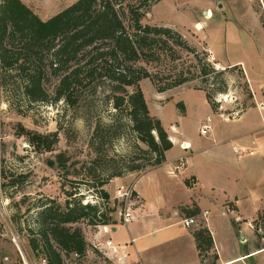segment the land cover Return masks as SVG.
Here are the masks:
<instances>
[{
    "label": "rangeland",
    "instance_id": "374dc122",
    "mask_svg": "<svg viewBox=\"0 0 264 264\" xmlns=\"http://www.w3.org/2000/svg\"><path fill=\"white\" fill-rule=\"evenodd\" d=\"M20 1L47 20L77 0ZM122 2L135 4L144 12L149 5L141 24L170 28L174 40L194 49L195 55L181 52L170 41L180 59L163 67L145 65L155 82L148 78L138 83L149 115L160 120L168 140L169 134L187 139L193 150L212 144L211 138L226 140L221 144L234 156L243 155L233 153L232 147L245 150L264 129V116L258 114L264 108V0ZM198 24L200 30L195 28ZM14 49L21 52V43L15 42ZM41 56L47 102H29L16 75L7 79L5 87L0 84V264H36L43 257L30 248L28 240L38 229L37 212L47 203L63 205L68 199L96 205L106 212L110 223L125 230L121 215L127 209L136 212L143 204L141 196L136 197V184L139 182L140 190L149 189L150 178L165 172L141 179L159 166L150 167L149 149L132 131L128 110L113 108L106 84L74 86L69 100L54 101L58 79L49 72L47 52L42 51ZM202 70L210 73L203 75ZM179 74L189 81L157 91L156 83L160 87L172 84ZM204 124L210 127L207 135L200 134ZM240 135L246 137L245 142H237ZM38 137L48 139L39 143ZM180 154L176 146L171 155ZM132 166L141 169L131 172ZM100 190L108 194L107 202L100 198ZM145 195L152 196L155 206L152 214L145 213L140 220L147 218L150 227H157L163 220L157 215L171 211L176 201L161 192ZM173 209L179 210L177 206ZM225 220L231 223L227 217ZM76 225L90 248L82 258L69 257L67 264H124L125 259L119 261L122 255L112 257L100 249L98 242L103 238L98 233L105 226L87 221ZM220 226L224 237L226 225ZM259 234H264V228ZM248 244L250 251H258L255 262L252 258L248 263L264 264V239L254 234Z\"/></svg>",
    "mask_w": 264,
    "mask_h": 264
},
{
    "label": "trees",
    "instance_id": "16d2710c",
    "mask_svg": "<svg viewBox=\"0 0 264 264\" xmlns=\"http://www.w3.org/2000/svg\"><path fill=\"white\" fill-rule=\"evenodd\" d=\"M146 8L144 12L135 4L124 5L122 0H77L51 18L41 20L20 0H0V84L5 87L7 79L16 75L22 95L29 102H47L42 88L45 72L41 56L42 51L47 52L49 72L58 79L53 100H69L74 86L106 84L113 108L128 110L132 131L149 149L153 158L150 167L160 166L172 143L160 120L149 115L138 83L148 78L155 82L145 65L154 63L163 67L180 59L170 41L181 52H195L186 42L174 40L170 28L141 24L149 5ZM15 42L21 43V52L14 49ZM210 72L202 70L203 75ZM188 81L179 74L172 84L160 87L156 83V89L164 92ZM128 88L132 91L128 92ZM47 139L37 138L39 143ZM140 169L132 166L128 170ZM99 194L107 202L108 194L103 190ZM183 210L188 217L200 215L197 208ZM80 221L93 226L116 224L110 223L106 212L96 205L68 199L63 205L51 202L37 212L38 229L28 244L37 255H43L47 264H67L74 254L82 258L90 247L82 229L76 225ZM252 223L256 237L264 239V234H259L260 228H264V203ZM192 237L202 264H217L213 239L203 221L192 230Z\"/></svg>",
    "mask_w": 264,
    "mask_h": 264
},
{
    "label": "crops",
    "instance_id": "0c3cea01",
    "mask_svg": "<svg viewBox=\"0 0 264 264\" xmlns=\"http://www.w3.org/2000/svg\"><path fill=\"white\" fill-rule=\"evenodd\" d=\"M258 114L264 116V108ZM169 137L172 148L165 153V161L141 179L157 171L165 172L150 178L151 185L146 191L140 190L139 182L136 184L134 189L143 199L142 207L134 213L132 221L125 224V230L116 225L106 227L107 232L100 229L98 235L103 240L99 245L111 241L115 246L124 247L123 253L127 255L124 264H202L192 237L195 226L185 228L181 224L182 219L188 218L183 209L197 208L200 215L207 213L201 220L211 233L217 264H249L252 258L254 261L258 251H250L248 243L254 236L252 222L264 203V129L246 146V153L243 148L232 147V152L233 148L244 150L240 156H234L225 148L226 140L221 144L211 138L212 144L193 150L189 140H179L171 134ZM231 139L227 140L231 142ZM245 139L240 135L237 142H245ZM184 143L190 147L181 149ZM176 146L182 154L173 156ZM176 166L179 168L175 175H170L169 171ZM149 191L164 193L176 201L171 211L157 215L163 219L162 224L153 228L147 218L140 220L145 213L152 214L155 206L151 203L152 196L145 195ZM175 206L178 211L173 209ZM228 208L233 213L226 212ZM225 217L231 223L226 224ZM220 223L226 225L224 237ZM227 239H230L228 244Z\"/></svg>",
    "mask_w": 264,
    "mask_h": 264
},
{
    "label": "built area",
    "instance_id": "2783aa9c",
    "mask_svg": "<svg viewBox=\"0 0 264 264\" xmlns=\"http://www.w3.org/2000/svg\"><path fill=\"white\" fill-rule=\"evenodd\" d=\"M207 122H209V120H207ZM209 131H210L209 125L208 124H204V125H202V127L200 129V134L201 135H207ZM180 148L181 149H187V148H189V145L186 144V146H184V145L181 144ZM233 152L235 154H238V153H243L244 150H239L237 148H233ZM178 168H179V166L174 167L173 170L169 171V174L174 176L175 173H176L175 171ZM136 195H137L136 197L138 198L139 197L138 194H136ZM226 212L233 213V210L231 208H228L226 210ZM134 213H135L134 211L130 212L129 209L124 211V213L121 215V222L123 224H128L131 221V219L134 217ZM206 214L207 213L204 212L203 214L199 215L198 217L184 218V219L181 220V224L185 228H189V227H192V226H198L199 222L202 221L201 219L205 218ZM103 231L107 232L106 226L103 227ZM99 247H100V249H105L107 251V254L111 255L112 257L113 256L116 257L118 254L122 255L121 258L119 257V261H121L122 258L125 259L127 257V255L123 253L124 247L115 246L111 241H106L103 245H100ZM72 256L74 257V259L78 258V256L76 254H74ZM36 264H47V261H46V259L44 257H40L37 260Z\"/></svg>",
    "mask_w": 264,
    "mask_h": 264
},
{
    "label": "bare ground",
    "instance_id": "6f19581e",
    "mask_svg": "<svg viewBox=\"0 0 264 264\" xmlns=\"http://www.w3.org/2000/svg\"><path fill=\"white\" fill-rule=\"evenodd\" d=\"M195 28L200 30L202 28V26H201V24H198V25H196Z\"/></svg>",
    "mask_w": 264,
    "mask_h": 264
},
{
    "label": "water",
    "instance_id": "95a60500",
    "mask_svg": "<svg viewBox=\"0 0 264 264\" xmlns=\"http://www.w3.org/2000/svg\"><path fill=\"white\" fill-rule=\"evenodd\" d=\"M204 15H206V12H204ZM241 240H243V237L241 236Z\"/></svg>",
    "mask_w": 264,
    "mask_h": 264
}]
</instances>
